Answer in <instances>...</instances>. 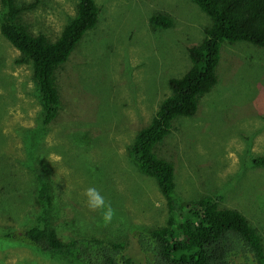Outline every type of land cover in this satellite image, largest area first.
<instances>
[{
	"label": "rangeland",
	"instance_id": "obj_1",
	"mask_svg": "<svg viewBox=\"0 0 264 264\" xmlns=\"http://www.w3.org/2000/svg\"><path fill=\"white\" fill-rule=\"evenodd\" d=\"M19 1L37 2L21 21L52 42L78 3ZM95 2L98 24L56 73L61 107L45 131L38 125L32 64L18 63L19 51L0 32V264H76L15 237L36 216L37 158L48 171L53 227L63 241H123L139 258L135 231L169 219L157 182L139 171L128 149L171 94L169 80L191 67L188 50L202 42L211 19L191 0ZM155 13L172 18L174 26L152 31ZM218 75L197 114L178 119L156 153L174 164L178 203L220 196V206L246 216L264 246V168L251 162L264 155V49L223 44ZM90 186L115 210L111 222L87 208L83 192Z\"/></svg>",
	"mask_w": 264,
	"mask_h": 264
},
{
	"label": "trees",
	"instance_id": "obj_2",
	"mask_svg": "<svg viewBox=\"0 0 264 264\" xmlns=\"http://www.w3.org/2000/svg\"><path fill=\"white\" fill-rule=\"evenodd\" d=\"M191 1L211 19V24L204 29L202 42L188 50L191 67L181 78L169 80L171 94L128 149L139 171L157 182L170 214L166 225L135 231L139 258L128 253L123 241L95 237L63 241L53 227L54 192L48 171L37 158L36 216L30 228L11 236L76 264H264L262 238L248 218L238 210L222 208L220 196L178 203L174 197V164L156 153L174 123L180 118H193L201 100L218 85L223 44L243 42L264 49V0ZM36 6L37 2L0 0V32L19 51L17 62L32 64L41 105L38 125L45 131L61 107L56 73L83 37L96 28L101 8L95 0H78L75 16L52 42L43 34L33 35L21 21L22 13ZM149 25L152 31L162 32L171 29L174 21L164 13H155ZM251 162L255 168H264V155Z\"/></svg>",
	"mask_w": 264,
	"mask_h": 264
},
{
	"label": "clouds",
	"instance_id": "obj_3",
	"mask_svg": "<svg viewBox=\"0 0 264 264\" xmlns=\"http://www.w3.org/2000/svg\"><path fill=\"white\" fill-rule=\"evenodd\" d=\"M83 197L86 206L90 211H98L105 224L111 222L113 216L115 215V210L105 200V197L98 188L92 186L87 187L83 192Z\"/></svg>",
	"mask_w": 264,
	"mask_h": 264
}]
</instances>
